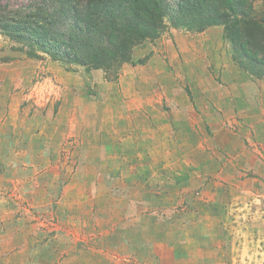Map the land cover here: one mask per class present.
Listing matches in <instances>:
<instances>
[{
  "label": "rangeland",
  "instance_id": "rangeland-1",
  "mask_svg": "<svg viewBox=\"0 0 264 264\" xmlns=\"http://www.w3.org/2000/svg\"><path fill=\"white\" fill-rule=\"evenodd\" d=\"M37 54L0 35V264H264V77L222 25Z\"/></svg>",
  "mask_w": 264,
  "mask_h": 264
},
{
  "label": "trees",
  "instance_id": "trees-1",
  "mask_svg": "<svg viewBox=\"0 0 264 264\" xmlns=\"http://www.w3.org/2000/svg\"><path fill=\"white\" fill-rule=\"evenodd\" d=\"M253 0H0V35L29 57L116 71L132 49L166 25L223 26L237 66L264 77V7Z\"/></svg>",
  "mask_w": 264,
  "mask_h": 264
}]
</instances>
